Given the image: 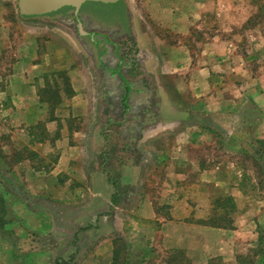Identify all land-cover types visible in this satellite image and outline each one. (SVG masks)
I'll return each mask as SVG.
<instances>
[{"label": "crops", "instance_id": "crops-1", "mask_svg": "<svg viewBox=\"0 0 264 264\" xmlns=\"http://www.w3.org/2000/svg\"><path fill=\"white\" fill-rule=\"evenodd\" d=\"M123 2L136 55L72 34L54 55L18 57L1 91L12 102L5 120L21 133L10 130L3 145L0 230L38 245L17 262L109 264L116 231L139 253L178 248L193 264H264V178L248 161L252 149L261 174L264 0ZM47 72L59 77L57 100L37 92ZM112 127L132 142L116 147ZM19 138L30 151L10 161Z\"/></svg>", "mask_w": 264, "mask_h": 264}, {"label": "rangeland", "instance_id": "rangeland-1", "mask_svg": "<svg viewBox=\"0 0 264 264\" xmlns=\"http://www.w3.org/2000/svg\"><path fill=\"white\" fill-rule=\"evenodd\" d=\"M18 4L19 0H0V150L2 151L3 145L9 144H4V142H9L7 139L9 137L6 138V136L10 130L11 134L16 133V135H20L21 133V131L14 130L13 128L10 129V126L5 120L11 111L6 105H9L10 103L12 104V102L9 99V94L1 92L9 80V75L11 74L13 67L17 64L16 60L18 57L25 55H39V57L40 55H54L52 50L55 43L58 42L56 46L63 44L66 45L68 42L64 43V39L70 37L72 34L85 39L86 43L88 41L90 45L96 43L100 46L103 45V47H108L113 41H118L121 45L120 51L124 55L134 56L138 52L137 41L135 34L132 31L133 14L125 7L123 0L113 3L86 0L79 5L68 3L51 11L28 15L24 13V15H22L20 13ZM84 32H89L90 36L88 35L85 37ZM159 32L162 31L159 30ZM51 41H54V44L50 43ZM240 51H243V49ZM253 62H255V60H253ZM49 73L51 72H47V74ZM175 74L179 75L178 72ZM56 78L57 80L59 79V77ZM56 78L54 73H51L39 79L35 82L37 92L43 96L45 89L54 90ZM62 81L63 79L60 77V82L62 83ZM169 82L172 85L174 84L171 79ZM41 84L44 86H41ZM49 93L50 91L46 90L43 97L47 99ZM159 99V95L157 94H155L153 98L150 97L151 105L149 117H151L152 120H157L160 116ZM152 106L154 107L153 110H151ZM137 111L139 112V115L142 116V107H139ZM150 124H152L151 121ZM34 129L35 131L33 133L43 132V125L35 127ZM111 130L114 132V137H112L115 139L114 141L117 142L115 145L116 147L117 145L121 146V143L125 144L126 142H132V139L127 141V131H122V129L118 127H112ZM141 131L142 128H139L138 125L132 132L134 135H130L128 138H136ZM27 141L28 140H20L19 138L15 144L12 143L10 161H13L18 157V154H16L17 151H21L22 154H28L30 147L27 145ZM221 148L225 149L223 147ZM133 150L134 147L131 145L128 146V149L126 150L128 157L129 152ZM251 151H253L254 154L248 159V161L253 169L252 176L264 178V151L261 154L263 157L259 160L263 163V171L261 174H258V163H256L257 156L255 155V151L252 149ZM2 157L3 154L0 152L1 167L6 164ZM31 158H35L34 155H32ZM130 158L133 161L136 157L132 156ZM112 166V176L115 177L118 174L116 169L122 167L117 166L116 160L113 161ZM118 181L120 187L131 186V183L128 184V182L127 184L123 183L124 185H122L120 177ZM0 183L2 182L0 181ZM1 203L0 205H2ZM14 207L15 210L21 211L22 209L19 205H15ZM111 223V220H109V224ZM114 234L117 239L122 240H118L117 242V245L122 249L120 259L122 261L121 264H124V261H127L126 264H164V261L167 259L170 252H167V250L161 251L152 248V251L154 250L152 253H139L136 249L134 251L126 244L127 241L121 233L115 231ZM8 237L14 240V245L8 241ZM21 239L22 238L18 235L9 234L8 230L5 228L0 230V264H19L17 259H19L20 256H25V253H28L27 250L38 247V245L35 247L34 244L29 245L25 240ZM21 241L24 245H21ZM122 242L124 243L122 244ZM124 244H126V246H124ZM142 246L143 245H140L139 248H142ZM11 247L14 248L12 253L10 252L12 249ZM221 262V264H226L225 261Z\"/></svg>", "mask_w": 264, "mask_h": 264}, {"label": "trees", "instance_id": "trees-1", "mask_svg": "<svg viewBox=\"0 0 264 264\" xmlns=\"http://www.w3.org/2000/svg\"><path fill=\"white\" fill-rule=\"evenodd\" d=\"M66 79V78H65ZM68 84V81L66 82V86ZM50 91L49 93V97L47 98V100H52L55 99L57 100L58 97L60 96L59 92L55 89V90H50V89H45V92ZM43 91V90H42ZM43 92V96L44 93ZM66 93L70 94L71 93V89L67 86L66 88ZM1 154H2V150H0ZM2 201V203H1ZM0 203L2 205H0V229L3 228L4 224H5V218H4V213L7 211L5 209V200L3 198V196L0 193ZM119 241L121 239H118ZM122 241V240H121ZM118 242V241H117ZM117 242L115 244V250H114V255L112 258V261L110 262V264H121L122 261L121 259V252L122 249L120 248V246L117 245ZM124 242H122L123 244ZM124 246H126V244H124ZM222 259H213V260H209L208 264H221ZM164 264H193V262L191 261V259L186 255L185 251L183 249H171L167 259L164 261ZM127 261H124V264H126Z\"/></svg>", "mask_w": 264, "mask_h": 264}, {"label": "water", "instance_id": "water-1", "mask_svg": "<svg viewBox=\"0 0 264 264\" xmlns=\"http://www.w3.org/2000/svg\"><path fill=\"white\" fill-rule=\"evenodd\" d=\"M86 0H19V7L24 14H40L54 10L64 4L79 5ZM102 2H117L118 0H95Z\"/></svg>", "mask_w": 264, "mask_h": 264}]
</instances>
